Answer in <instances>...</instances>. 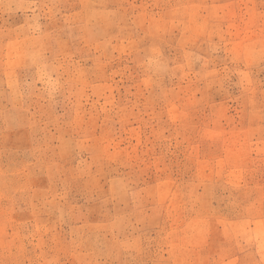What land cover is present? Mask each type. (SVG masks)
Masks as SVG:
<instances>
[{"label":"rangeland","instance_id":"1","mask_svg":"<svg viewBox=\"0 0 264 264\" xmlns=\"http://www.w3.org/2000/svg\"><path fill=\"white\" fill-rule=\"evenodd\" d=\"M0 264H264V0H0Z\"/></svg>","mask_w":264,"mask_h":264}]
</instances>
